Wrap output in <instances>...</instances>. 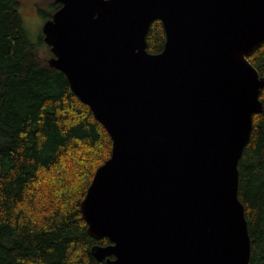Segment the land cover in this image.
<instances>
[{
	"label": "water",
	"instance_id": "obj_1",
	"mask_svg": "<svg viewBox=\"0 0 264 264\" xmlns=\"http://www.w3.org/2000/svg\"><path fill=\"white\" fill-rule=\"evenodd\" d=\"M49 64L112 137L80 203L106 264H250L239 163L264 76V0H55ZM163 23V50L147 35Z\"/></svg>",
	"mask_w": 264,
	"mask_h": 264
},
{
	"label": "trees",
	"instance_id": "obj_2",
	"mask_svg": "<svg viewBox=\"0 0 264 264\" xmlns=\"http://www.w3.org/2000/svg\"><path fill=\"white\" fill-rule=\"evenodd\" d=\"M19 6L20 0H0V264H106L92 248L111 241L88 233L80 203L111 156L112 137L65 73L40 55ZM50 7L59 4L52 0ZM165 40L157 19L149 51L163 50ZM249 60L264 76V43ZM239 169L250 264H264V111L254 115Z\"/></svg>",
	"mask_w": 264,
	"mask_h": 264
},
{
	"label": "rangeland",
	"instance_id": "obj_3",
	"mask_svg": "<svg viewBox=\"0 0 264 264\" xmlns=\"http://www.w3.org/2000/svg\"><path fill=\"white\" fill-rule=\"evenodd\" d=\"M52 0H20V12L25 29L31 40L39 45L40 55L50 58V47L42 42L43 25L46 15L53 12L50 7ZM41 9L42 11H39Z\"/></svg>",
	"mask_w": 264,
	"mask_h": 264
},
{
	"label": "flooded vegetation",
	"instance_id": "obj_4",
	"mask_svg": "<svg viewBox=\"0 0 264 264\" xmlns=\"http://www.w3.org/2000/svg\"><path fill=\"white\" fill-rule=\"evenodd\" d=\"M56 3H57V2H56ZM58 4H59V3H58ZM59 7H60V4H59ZM55 10H56V9H55ZM55 10H54V11H55ZM39 11H42V10H41V9H39ZM54 11H53V12H54ZM46 20H47V19H46ZM43 36H44V35H43Z\"/></svg>",
	"mask_w": 264,
	"mask_h": 264
}]
</instances>
